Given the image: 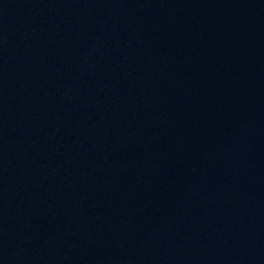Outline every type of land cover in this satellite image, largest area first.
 <instances>
[{
  "label": "water",
  "instance_id": "water-1",
  "mask_svg": "<svg viewBox=\"0 0 264 264\" xmlns=\"http://www.w3.org/2000/svg\"><path fill=\"white\" fill-rule=\"evenodd\" d=\"M0 264H264V0H0Z\"/></svg>",
  "mask_w": 264,
  "mask_h": 264
}]
</instances>
